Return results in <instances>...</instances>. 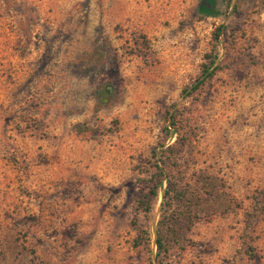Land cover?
Returning <instances> with one entry per match:
<instances>
[{
  "label": "rangeland",
  "instance_id": "obj_1",
  "mask_svg": "<svg viewBox=\"0 0 264 264\" xmlns=\"http://www.w3.org/2000/svg\"><path fill=\"white\" fill-rule=\"evenodd\" d=\"M155 159L238 206L156 259L161 191L133 201ZM263 187L264 0H0V264H264Z\"/></svg>",
  "mask_w": 264,
  "mask_h": 264
},
{
  "label": "trees",
  "instance_id": "obj_2",
  "mask_svg": "<svg viewBox=\"0 0 264 264\" xmlns=\"http://www.w3.org/2000/svg\"><path fill=\"white\" fill-rule=\"evenodd\" d=\"M221 28L217 26L212 34L213 44L209 52L202 56L198 66V77L194 84L189 88V93L198 90L205 82L209 81L215 72L221 68L218 65V37ZM107 89L105 90V93ZM173 124L167 123V126ZM84 127H77V132H82ZM174 143V142H173ZM173 145L167 150L172 152ZM151 157L152 154H151ZM148 182L143 189H138L134 196V204L137 210L146 215L149 211V201L155 198L161 191L160 220L155 236V247L158 250L162 247L163 238L174 235L175 232L187 229L199 215L210 217L216 211L226 213L238 206H233L232 201L222 194V183L215 177L205 176L201 178V185L191 188L189 185L181 186L176 184L172 174L168 172V167L162 166L157 159L150 165ZM164 182V187L162 183ZM145 189V190H144ZM264 214V187L255 192V196L250 198V207L243 216V231L248 238V232H253L256 228L257 220ZM246 232V233H245ZM138 245V243L136 244ZM251 248L246 246L244 253L251 256Z\"/></svg>",
  "mask_w": 264,
  "mask_h": 264
}]
</instances>
